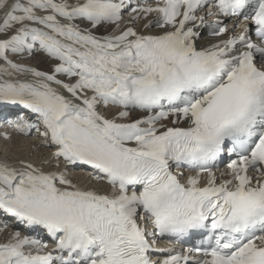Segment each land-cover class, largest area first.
<instances>
[{"label":"snow or ice","instance_id":"snow-or-ice-1","mask_svg":"<svg viewBox=\"0 0 264 264\" xmlns=\"http://www.w3.org/2000/svg\"><path fill=\"white\" fill-rule=\"evenodd\" d=\"M0 129V264H264V0H0Z\"/></svg>","mask_w":264,"mask_h":264},{"label":"bare ground","instance_id":"bare-ground-1","mask_svg":"<svg viewBox=\"0 0 264 264\" xmlns=\"http://www.w3.org/2000/svg\"><path fill=\"white\" fill-rule=\"evenodd\" d=\"M25 63L31 64L32 66L40 68L41 70H47L48 65L51 62L48 61L42 55H38L31 60L25 61ZM3 131H4L3 129H0V132ZM9 134L12 135L13 137L10 142L0 139V160L7 159L11 162H15L17 159L23 158V159H31L33 163L39 164L42 157L45 158L50 157L51 153L40 147L38 137L33 136L29 138H24L12 133ZM4 142L8 144V146H5ZM20 142H22V144ZM25 144L29 146V149H27V146ZM34 145L36 146V150L35 151L32 150L33 154L31 156L30 154L26 156L27 152H29L30 149H33ZM48 170H49L48 168L45 169V171ZM76 175L77 177H79V173H77ZM97 187L99 188L100 186ZM3 239L4 237L0 236V241H2Z\"/></svg>","mask_w":264,"mask_h":264},{"label":"rangeland","instance_id":"rangeland-1","mask_svg":"<svg viewBox=\"0 0 264 264\" xmlns=\"http://www.w3.org/2000/svg\"><path fill=\"white\" fill-rule=\"evenodd\" d=\"M20 143L22 144V142H20ZM4 145H5V146H8V144H6L5 142H4ZM25 145L27 146V149H29V146H28L27 144H25ZM30 150H31V151H30ZM30 150H29V152H27V155H26V156H28V154H30V156L33 154V153H32V149H30ZM12 152H13V151H12ZM23 153H24V152H23Z\"/></svg>","mask_w":264,"mask_h":264}]
</instances>
